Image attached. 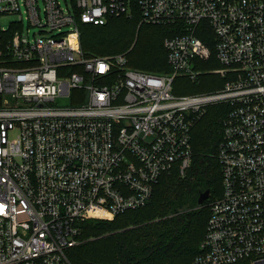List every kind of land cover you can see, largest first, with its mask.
<instances>
[{"label": "built area", "instance_id": "1", "mask_svg": "<svg viewBox=\"0 0 264 264\" xmlns=\"http://www.w3.org/2000/svg\"><path fill=\"white\" fill-rule=\"evenodd\" d=\"M65 2L0 0V18L19 15L0 23V264H73L88 219L144 206L162 174H185L193 129L217 104L227 107L223 191L192 264H264V0ZM138 10L175 24L170 71L131 67L127 53L86 55L80 23ZM204 74L222 86L174 92L177 77Z\"/></svg>", "mask_w": 264, "mask_h": 264}, {"label": "trees", "instance_id": "2", "mask_svg": "<svg viewBox=\"0 0 264 264\" xmlns=\"http://www.w3.org/2000/svg\"><path fill=\"white\" fill-rule=\"evenodd\" d=\"M141 21L138 10L132 16H110L103 25L80 23L86 55L126 52L131 67L154 73L170 71L164 41L177 32L175 24H140ZM216 64L208 61L203 68H213ZM210 75L217 74H204L201 80ZM180 77L182 87L186 86L189 79ZM214 88L205 87L209 91ZM226 112L225 105L217 104L198 120L192 133L190 167L185 174L178 169L162 174L146 205L127 210L113 220L88 219L83 224V241L68 251L72 263L192 264L201 252L210 202L223 190L218 152ZM207 189L210 197L200 205L198 198ZM241 261L250 264L248 260Z\"/></svg>", "mask_w": 264, "mask_h": 264}, {"label": "rangeland", "instance_id": "3", "mask_svg": "<svg viewBox=\"0 0 264 264\" xmlns=\"http://www.w3.org/2000/svg\"><path fill=\"white\" fill-rule=\"evenodd\" d=\"M60 1L62 2L63 5H66L65 0H60ZM17 19H19L18 14H9V15L2 16L0 18V23L2 26L9 27L11 22L15 21ZM142 23H143V21H141L140 24H142ZM31 29H32V31L38 30V28H36V27H32ZM217 66H219V64H216V67ZM182 80H183L182 77H180L177 80H175L173 83V90L178 94H193V93L212 92V91H216L217 89H219L223 84V79L217 75H210L207 78L202 79L201 81H189L188 80L187 85L184 87H182V84H181L183 82ZM207 86H213L215 88L213 90L209 91L208 89H205V87H207ZM70 102H71L70 99H65V98L60 101L61 104H69ZM220 187H221V185H220ZM221 189H223V186L221 187ZM222 191L223 190H221V193H222ZM221 193H220V195H221ZM91 238H93V236H89V239H91ZM82 241L83 240L81 239L80 243ZM236 264H247V261H240ZM250 264H251V262H250Z\"/></svg>", "mask_w": 264, "mask_h": 264}, {"label": "water", "instance_id": "4", "mask_svg": "<svg viewBox=\"0 0 264 264\" xmlns=\"http://www.w3.org/2000/svg\"><path fill=\"white\" fill-rule=\"evenodd\" d=\"M210 194H211V192L209 189L205 190L204 192H201V194L198 198V203L200 205L203 204V202L210 197Z\"/></svg>", "mask_w": 264, "mask_h": 264}]
</instances>
